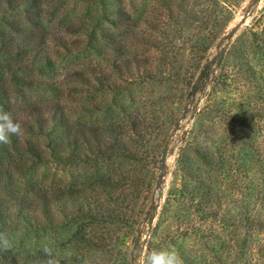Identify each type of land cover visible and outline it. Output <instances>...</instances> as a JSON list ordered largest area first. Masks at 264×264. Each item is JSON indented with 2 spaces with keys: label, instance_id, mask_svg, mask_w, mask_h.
Listing matches in <instances>:
<instances>
[{
  "label": "rangeland",
  "instance_id": "rangeland-1",
  "mask_svg": "<svg viewBox=\"0 0 264 264\" xmlns=\"http://www.w3.org/2000/svg\"><path fill=\"white\" fill-rule=\"evenodd\" d=\"M26 7L30 15L2 19L35 22L50 50L44 79L59 87L31 97L59 96L77 128L110 132L89 155L36 167L40 184L73 188L82 207L42 228L7 223L10 249L47 246L59 264H134L141 250L160 249L176 250L184 264H264V0ZM119 61L127 66L119 70ZM85 67L94 79L70 82ZM24 103L9 105L24 116Z\"/></svg>",
  "mask_w": 264,
  "mask_h": 264
},
{
  "label": "trees",
  "instance_id": "trees-1",
  "mask_svg": "<svg viewBox=\"0 0 264 264\" xmlns=\"http://www.w3.org/2000/svg\"><path fill=\"white\" fill-rule=\"evenodd\" d=\"M33 4H36V0H0V14H4L0 17V108L9 112L21 125L23 135L35 138L33 143L25 140L19 143V139L12 136L8 144L0 145V232L4 231L7 223L13 224L14 220L23 221L28 228H42L45 222L52 221L55 216H62L66 209L71 211V215H74L75 208L79 212L82 203L77 204L73 188L65 194L57 184L54 188L51 185L47 187L40 184L41 181L32 174L47 158L60 164L63 157L74 162L81 150L89 155L92 148L105 144L104 135L110 132L109 128H100L97 133L91 126L77 128L72 124L66 107L58 101L59 96L56 98L58 100L49 102L31 97L32 92H56L59 88L56 84L49 83V79H44L45 74L49 73L44 71L50 66L49 44L45 42L43 33L33 28L34 21H23L31 27L19 28L15 21H3L2 18L7 12L18 14L24 11L30 15L32 11L29 12L26 6L34 7ZM103 19L110 21L108 15ZM83 21L86 20L83 18ZM36 24L38 25L37 22ZM1 25L8 26L10 33H5ZM89 39L92 44L91 38ZM51 44L54 47L62 46L61 43ZM124 66L127 63L119 61V70ZM35 67L37 69H33ZM94 75L95 68L92 72L89 67H85L73 72L70 75L71 81L68 79L70 82L77 81L86 85L94 79ZM101 75V82L105 86L108 84L105 67ZM27 95L32 100L26 99ZM12 100L16 104L26 102L22 108L24 116L12 111L9 105ZM40 137L44 143L39 142ZM73 242H76L74 236L68 243ZM45 259L43 249H9L0 252V264H43Z\"/></svg>",
  "mask_w": 264,
  "mask_h": 264
},
{
  "label": "clouds",
  "instance_id": "clouds-1",
  "mask_svg": "<svg viewBox=\"0 0 264 264\" xmlns=\"http://www.w3.org/2000/svg\"><path fill=\"white\" fill-rule=\"evenodd\" d=\"M12 136L18 139L23 138L21 125L13 119L9 112L0 108V145L8 144ZM11 246L12 242L7 233L0 232V252L8 251ZM43 253L46 257L43 264H59L51 248L45 246ZM134 264H184V261L174 249L152 250L148 253L141 250L136 254Z\"/></svg>",
  "mask_w": 264,
  "mask_h": 264
},
{
  "label": "water",
  "instance_id": "water-1",
  "mask_svg": "<svg viewBox=\"0 0 264 264\" xmlns=\"http://www.w3.org/2000/svg\"><path fill=\"white\" fill-rule=\"evenodd\" d=\"M165 155H166V151L163 152V155H162V162H163L164 159H165Z\"/></svg>",
  "mask_w": 264,
  "mask_h": 264
}]
</instances>
